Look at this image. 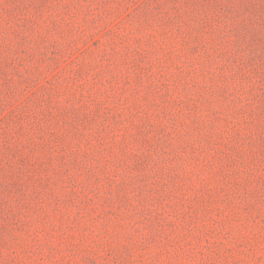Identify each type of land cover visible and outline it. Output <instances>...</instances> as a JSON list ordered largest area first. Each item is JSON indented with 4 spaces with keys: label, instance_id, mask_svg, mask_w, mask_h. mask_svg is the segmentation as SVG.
Wrapping results in <instances>:
<instances>
[{
    "label": "rangeland",
    "instance_id": "rangeland-1",
    "mask_svg": "<svg viewBox=\"0 0 264 264\" xmlns=\"http://www.w3.org/2000/svg\"><path fill=\"white\" fill-rule=\"evenodd\" d=\"M0 264H264V0H0Z\"/></svg>",
    "mask_w": 264,
    "mask_h": 264
}]
</instances>
